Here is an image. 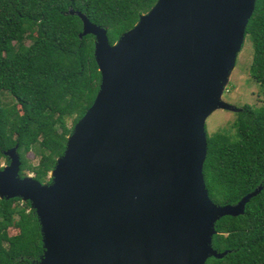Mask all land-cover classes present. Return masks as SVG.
<instances>
[{
	"label": "water",
	"instance_id": "water-1",
	"mask_svg": "<svg viewBox=\"0 0 264 264\" xmlns=\"http://www.w3.org/2000/svg\"><path fill=\"white\" fill-rule=\"evenodd\" d=\"M257 0H158L114 45L81 12L80 38L95 36L100 90L41 184L20 177L17 147L0 170V199L36 212L40 264H207L216 223L244 215L206 187V122L219 108ZM238 112L241 111L237 110Z\"/></svg>",
	"mask_w": 264,
	"mask_h": 264
},
{
	"label": "trees",
	"instance_id": "trees-1",
	"mask_svg": "<svg viewBox=\"0 0 264 264\" xmlns=\"http://www.w3.org/2000/svg\"><path fill=\"white\" fill-rule=\"evenodd\" d=\"M157 1L0 0V160L9 165L5 152L17 147L20 177L30 172L41 184L49 183L75 125L96 99L101 85L96 38H80L83 22L70 12L107 28L114 45ZM246 38L254 47L250 76L264 92V0H257ZM234 127L233 135H208L204 178L209 196L226 206L263 190L244 215L216 223L213 247L229 254L207 264H264V103L245 105ZM32 151L42 164L30 163ZM43 254L41 227L30 202L0 199V264H40Z\"/></svg>",
	"mask_w": 264,
	"mask_h": 264
},
{
	"label": "rangeland",
	"instance_id": "rangeland-1",
	"mask_svg": "<svg viewBox=\"0 0 264 264\" xmlns=\"http://www.w3.org/2000/svg\"><path fill=\"white\" fill-rule=\"evenodd\" d=\"M254 55V47L251 39L246 38L242 51L240 52L235 68L230 73L227 79V85L225 86L222 99L234 110L226 108H219L215 110L207 119L206 129L209 136H213L216 133H235V120L237 110L242 109L245 105L254 107H260L264 103V92L261 87L251 78L250 66L252 64ZM8 102H13L11 97L6 98ZM69 126L73 125V120L68 121ZM28 160L32 165H39L43 163V158H40L34 151L27 155ZM2 168L7 167L5 159L0 160ZM27 176L34 177V174L27 173ZM51 178V174L49 179ZM51 181V179H50ZM24 202V201H23ZM11 233H15V229L10 230Z\"/></svg>",
	"mask_w": 264,
	"mask_h": 264
}]
</instances>
